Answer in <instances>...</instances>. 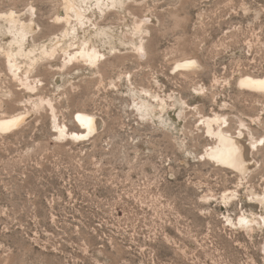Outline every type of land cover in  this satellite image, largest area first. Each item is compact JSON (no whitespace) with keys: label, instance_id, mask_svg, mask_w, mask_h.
Segmentation results:
<instances>
[{"label":"rangeland","instance_id":"374dc122","mask_svg":"<svg viewBox=\"0 0 264 264\" xmlns=\"http://www.w3.org/2000/svg\"><path fill=\"white\" fill-rule=\"evenodd\" d=\"M93 1L81 24L0 0V120L27 114L0 126V264H264V227L239 223L264 214V94L239 82L264 75V0ZM9 16L33 23L17 74ZM79 111L102 126L58 135ZM215 115L258 140L247 174L207 156Z\"/></svg>","mask_w":264,"mask_h":264},{"label":"bare ground","instance_id":"6f19581e","mask_svg":"<svg viewBox=\"0 0 264 264\" xmlns=\"http://www.w3.org/2000/svg\"><path fill=\"white\" fill-rule=\"evenodd\" d=\"M121 2H123V0H94L93 5L101 9L103 6L114 3H121ZM84 4H86V0H67V5H66L67 9L81 24L84 23L83 21L84 18H87L86 11L88 10V8L84 7ZM6 20L8 21L7 31L9 33H12L13 35V38L11 39L12 43H10V45H15L14 51L11 53L9 52L7 55L8 58L12 61L10 65L11 70L15 74H17V71H19L20 69V66L15 62L16 61L15 58L17 55H24L25 57H28L30 60L37 59L36 55L33 56L31 55V53H33L34 51L31 49H26L25 47L27 34L29 30L33 27L32 26L33 23L30 22L28 24L20 25L18 20L13 19L11 16L7 17ZM139 50H141L142 52L144 51V46L142 43L139 45ZM51 52L52 53L56 52V48L51 49L49 51L47 49H43L41 50L40 54H45V53L51 54ZM78 55L91 64L97 63L101 57V53H99L96 49H85V48L79 50ZM197 63L198 62H196L195 59L188 58L178 62L176 66L195 67L197 66ZM239 82L241 85L249 87V89L258 90L264 94V75L262 76L245 75L239 79ZM164 103L161 101L159 104L160 106L159 108L163 109L165 105ZM141 106L144 108L143 111L147 112V114L153 112V110L150 109V107L146 104V102L143 99ZM26 116L27 114H23L21 112L17 114H13L12 116L6 119L5 118L1 119L0 126H7V125L13 126L17 122L25 118ZM74 120L84 129L82 133L73 132V131L69 132L64 125L62 126L56 125L58 135L73 134L76 137H83V136L85 137V135L93 134L95 131L98 130V128L102 126V120L100 117L83 111L77 112ZM204 122L207 128V133L214 136L216 140L215 144L209 147L208 150L206 151V154L207 156H209V158L215 160L218 163H223L224 165L226 164L228 166H231V168L236 169L241 174H247V172H249L250 170L253 169V167H255L257 163L253 157V150L256 146L255 143L258 140L257 141L254 140L252 134H249L248 132L243 131L241 129H239L235 134L230 133L227 129H225L221 125L222 123H225V118L220 117L218 115H215L213 117H208L205 119ZM214 124H216V128L214 127ZM259 200L264 208V193L259 198ZM239 223L245 226L259 225L264 227V214L261 215L258 219L255 218L250 219L246 216L241 217L239 219Z\"/></svg>","mask_w":264,"mask_h":264},{"label":"snow or ice","instance_id":"6c2138e0","mask_svg":"<svg viewBox=\"0 0 264 264\" xmlns=\"http://www.w3.org/2000/svg\"><path fill=\"white\" fill-rule=\"evenodd\" d=\"M262 143H264V141H262Z\"/></svg>","mask_w":264,"mask_h":264}]
</instances>
